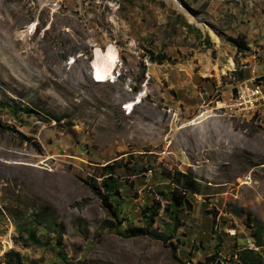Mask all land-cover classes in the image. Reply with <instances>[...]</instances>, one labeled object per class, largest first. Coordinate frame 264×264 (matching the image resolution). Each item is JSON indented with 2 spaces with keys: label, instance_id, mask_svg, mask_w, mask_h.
<instances>
[{
  "label": "rangeland",
  "instance_id": "obj_1",
  "mask_svg": "<svg viewBox=\"0 0 264 264\" xmlns=\"http://www.w3.org/2000/svg\"><path fill=\"white\" fill-rule=\"evenodd\" d=\"M252 71L264 94V0H0V264L9 251L21 264H206L214 252L231 264L258 251L231 212L264 225V108L251 120L223 108ZM174 172L201 188L172 213L159 194ZM157 202L167 242L128 237Z\"/></svg>",
  "mask_w": 264,
  "mask_h": 264
},
{
  "label": "trees",
  "instance_id": "obj_2",
  "mask_svg": "<svg viewBox=\"0 0 264 264\" xmlns=\"http://www.w3.org/2000/svg\"><path fill=\"white\" fill-rule=\"evenodd\" d=\"M234 47L237 49V52H241L246 49L245 44L240 42L238 39H231ZM150 61L162 64L165 61H170V58L165 55H150ZM241 77V76H240ZM25 113H33L30 109L26 108ZM58 121V118H52ZM103 174L100 175L102 178L99 184V189H101L103 197L102 202L106 208L111 209V204L109 201L110 197L120 198V192L118 188V183L114 174L113 166L107 164L102 167ZM166 178L169 180V183L172 185V188L168 192H160L161 199L165 202L164 211L172 212L178 210L179 208H188L191 209L190 196L200 195V184L198 180L194 177L191 172H174L168 174ZM157 206L155 209L151 207L144 208L142 211V216L146 221L147 227L142 228H129L126 230V235L128 237H149L163 243H166L168 236H165L162 232H159L157 229H152L154 218L158 216L159 203H156ZM115 214V210H111ZM148 213V216L145 214ZM231 214L244 221V225L251 229V239L253 244L258 251L250 250L247 248H242L241 250H236L232 255V258L235 259V263L231 264H264V225L258 219L254 218L250 212H246L242 208L233 207ZM175 216V215H174ZM177 219V216L174 217ZM28 239L35 245H40V242L36 236L35 231L31 229L28 231ZM172 246V244H170ZM58 246H60L58 241ZM58 255L65 260L66 257L63 252L59 249ZM7 258L6 264H21L20 256L17 252L9 251L5 253ZM206 264H224L218 256V252H214L212 256L206 257ZM66 261V260H65Z\"/></svg>",
  "mask_w": 264,
  "mask_h": 264
},
{
  "label": "built area",
  "instance_id": "obj_3",
  "mask_svg": "<svg viewBox=\"0 0 264 264\" xmlns=\"http://www.w3.org/2000/svg\"><path fill=\"white\" fill-rule=\"evenodd\" d=\"M250 75L249 80L243 81L235 87L228 102L223 104L226 111L248 120L259 117L261 109L264 108V94L261 86L257 84V79L260 77L255 76L253 71ZM227 233L233 237L236 235V229L230 226Z\"/></svg>",
  "mask_w": 264,
  "mask_h": 264
},
{
  "label": "bare ground",
  "instance_id": "obj_4",
  "mask_svg": "<svg viewBox=\"0 0 264 264\" xmlns=\"http://www.w3.org/2000/svg\"><path fill=\"white\" fill-rule=\"evenodd\" d=\"M190 19H192L194 22H196L197 23V20L198 19H195V18H191V17H189ZM130 107V106H129ZM132 108V107H131ZM131 108H129V109H131Z\"/></svg>",
  "mask_w": 264,
  "mask_h": 264
}]
</instances>
